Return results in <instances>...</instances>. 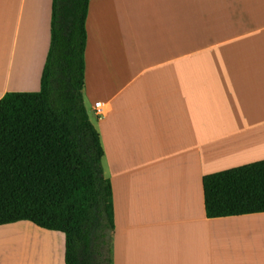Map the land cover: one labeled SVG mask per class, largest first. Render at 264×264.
Here are the masks:
<instances>
[{
    "label": "crops",
    "instance_id": "obj_1",
    "mask_svg": "<svg viewBox=\"0 0 264 264\" xmlns=\"http://www.w3.org/2000/svg\"><path fill=\"white\" fill-rule=\"evenodd\" d=\"M52 6L0 0V100L41 89ZM87 32L83 94L113 188L112 264H264V212L209 218L203 187L264 160V0H91ZM31 228L60 232L0 225V264H66L64 233L62 259L27 261L25 240L7 234Z\"/></svg>",
    "mask_w": 264,
    "mask_h": 264
},
{
    "label": "trees",
    "instance_id": "obj_2",
    "mask_svg": "<svg viewBox=\"0 0 264 264\" xmlns=\"http://www.w3.org/2000/svg\"><path fill=\"white\" fill-rule=\"evenodd\" d=\"M91 0H53L39 91L0 100V225L65 234L66 264H112L113 188L84 101ZM209 218L264 212V160L203 178Z\"/></svg>",
    "mask_w": 264,
    "mask_h": 264
},
{
    "label": "rangeland",
    "instance_id": "obj_3",
    "mask_svg": "<svg viewBox=\"0 0 264 264\" xmlns=\"http://www.w3.org/2000/svg\"><path fill=\"white\" fill-rule=\"evenodd\" d=\"M86 106H88L91 120L96 125L97 124L96 115H95L94 111L90 110V102L88 99L86 100ZM102 166H103V170L106 169L107 174L105 177H107L109 165L107 164L106 159H104V158L102 160ZM140 220H145L144 214L141 215ZM42 230H45V229H42ZM44 232H46V233H44ZM59 235L64 236V234L60 233V232H56V234L54 236H52V235H50L48 230L40 231L39 229H33V228L21 229L18 234L10 233V234H7V237L12 238L15 236L16 238L17 237L23 238V240H25V243H26V250L22 247H19L15 242H13V241L17 240L16 238H15V240L9 241V243H11V245H9V246H11V247H9V246H7V247L11 251L12 254H18L20 257L23 256V251L25 250L24 251V253L26 255L25 258L27 259V261H29V263H32V261H30L33 258L32 253H34V255H45V256H50V255L54 256L55 255L56 259L60 260V259H62V256H63L64 244H59L60 243L59 242ZM14 243L17 246L16 250L13 248ZM9 250H7V251L10 252Z\"/></svg>",
    "mask_w": 264,
    "mask_h": 264
},
{
    "label": "built area",
    "instance_id": "obj_4",
    "mask_svg": "<svg viewBox=\"0 0 264 264\" xmlns=\"http://www.w3.org/2000/svg\"><path fill=\"white\" fill-rule=\"evenodd\" d=\"M104 107H105V103L103 101L96 103L97 111L103 112Z\"/></svg>",
    "mask_w": 264,
    "mask_h": 264
}]
</instances>
